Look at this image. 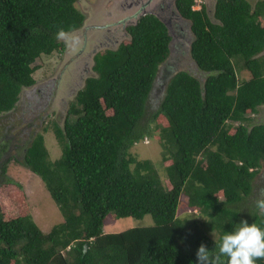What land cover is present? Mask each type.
I'll use <instances>...</instances> for the list:
<instances>
[{
	"label": "trees",
	"instance_id": "1",
	"mask_svg": "<svg viewBox=\"0 0 264 264\" xmlns=\"http://www.w3.org/2000/svg\"><path fill=\"white\" fill-rule=\"evenodd\" d=\"M76 2L0 0V117L16 119L22 90L36 84L38 61L64 51L58 31L68 35L83 26ZM195 4L176 1L191 24L189 54L202 79L171 69L147 116L171 36L156 15L145 14L116 50L94 56L93 75L70 103L63 127L52 122L60 157L50 159L47 128L14 146L11 160L39 177L63 221L43 233L23 192L2 193L21 186L0 181V264H197L202 243L214 249L242 220L264 228L257 208H231L252 194L264 168V123L251 118L264 108V0H216L214 20L204 5L193 10ZM154 136L168 163V188L150 161L129 152ZM7 155L2 146L1 177ZM182 196L204 221L178 217ZM147 215L153 226L103 233L107 216Z\"/></svg>",
	"mask_w": 264,
	"mask_h": 264
},
{
	"label": "rangeland",
	"instance_id": "2",
	"mask_svg": "<svg viewBox=\"0 0 264 264\" xmlns=\"http://www.w3.org/2000/svg\"><path fill=\"white\" fill-rule=\"evenodd\" d=\"M248 1L254 5L257 0ZM195 2L193 8L199 10V0H195ZM206 3L209 10L208 15L214 20L215 0H208ZM124 5H126V0H77L75 6L85 16V27L59 39L65 44L64 51L42 57L41 61H38V64H42L41 68L33 75L36 84L33 88L22 90L20 94L17 104L19 110L13 114L17 120L11 117L9 121L6 117H0V148L2 146L7 148L8 155L4 163L9 161L6 164V174L4 177L0 176V181L11 179L21 186L19 190L15 187L3 189L2 193L23 192L25 206L43 233L49 232L54 225L61 223L63 219L39 177L11 160L16 155L14 146H25L30 135L42 134L43 128H47L49 131L44 133L43 137L50 159L54 161L60 157V146L50 130L52 122L63 127L70 103L73 102L75 95L83 87L86 77L93 75L91 67L93 66L94 51L115 49L119 45H116L115 40L122 42L129 39V36L124 35L123 29L127 27V21L134 18L130 17L132 11H126L122 7ZM99 25L106 29L103 27L100 29ZM108 29L110 31H107ZM85 33L86 35H84ZM174 35L177 36V34ZM108 38L113 41V43L109 42L110 46L106 40ZM171 48L172 53L168 60L172 63L169 65L167 62L168 66L174 67L172 65H175V68L188 71L198 79H202L203 74L196 69L189 52H184L182 47L176 49L175 45H172ZM172 58L175 59L172 60ZM170 74H166V79ZM166 79L165 81L156 80L155 84L163 85ZM160 87L154 89L148 98L147 116L158 107V96L162 92ZM251 118H253V123H264V108H260L259 112ZM146 139V141L135 143L129 152L138 160L150 161L162 184L168 188L165 174V167L168 163L162 161L160 141L157 136ZM263 182L264 168L253 183L252 194L244 203L231 206L232 210L255 209L257 199L264 198L261 197V192H264ZM186 202L187 198L182 196L178 207V217L186 220L204 221L205 218L201 217L199 213H190L186 207ZM153 225L154 222L148 215L140 220L131 218L114 220L111 216H107L103 223V233H120L131 228ZM211 237L215 238L217 234L212 233Z\"/></svg>",
	"mask_w": 264,
	"mask_h": 264
},
{
	"label": "clouds",
	"instance_id": "3",
	"mask_svg": "<svg viewBox=\"0 0 264 264\" xmlns=\"http://www.w3.org/2000/svg\"><path fill=\"white\" fill-rule=\"evenodd\" d=\"M64 37L65 32L60 29L57 38ZM256 208L264 215V198L257 199ZM196 257L197 264H257L258 260L264 259V228L242 220L232 231L224 232L214 249L210 250L202 243Z\"/></svg>",
	"mask_w": 264,
	"mask_h": 264
},
{
	"label": "flooded vegetation",
	"instance_id": "4",
	"mask_svg": "<svg viewBox=\"0 0 264 264\" xmlns=\"http://www.w3.org/2000/svg\"><path fill=\"white\" fill-rule=\"evenodd\" d=\"M176 1L177 0H126V5H124L122 7L126 11H132L131 12L132 14L130 17H133L134 19L127 21L128 23L126 22L127 27H125L123 29L124 35L128 36L127 28L129 26L134 25L141 15L154 14L163 22L165 27H167L168 33L171 36V42L169 45L170 55L172 53V48H171L172 45H175L176 49H180L182 47L184 49V52L185 51L190 52V44L193 41V34L191 32V24L189 21L183 19L180 16L178 9H177V6H176ZM206 1H208V0H199V9L201 8L202 5H204V7L207 11V14H209V10L207 9ZM215 2H216V0H215ZM84 25H85V23L83 24V26L81 28L85 27ZM102 27L104 29H106L104 26H100L99 28L102 29ZM107 31H110V30L108 29ZM174 34H177V36H175ZM84 35H86V33ZM84 37L86 38V36H84ZM114 39H116V38L114 37ZM106 40L108 41V46H110L109 42L113 43V41H111L110 38H108ZM114 42L116 43V45L117 44H119V45L115 49H106V50H116L120 46V44L124 42V40L122 42L115 40ZM99 52H101V51L95 50L94 56ZM94 56H93V58H94ZM173 59H175V58H172V60ZM168 63L170 65L172 62L169 60ZM168 63L163 65V68H161L162 69L161 78L159 80L165 81L166 74H168V73L170 74L171 69L175 68V67L167 68V67H169ZM93 64H94V62H93ZM91 69H92V67H91ZM87 71H88V69L86 70V72ZM163 85L155 84L154 89H156L159 86H161L160 88H163ZM158 98H160V96H158Z\"/></svg>",
	"mask_w": 264,
	"mask_h": 264
},
{
	"label": "crops",
	"instance_id": "5",
	"mask_svg": "<svg viewBox=\"0 0 264 264\" xmlns=\"http://www.w3.org/2000/svg\"><path fill=\"white\" fill-rule=\"evenodd\" d=\"M193 8V7H192ZM193 10H195V8H193ZM159 80V79H158ZM156 82V81H155Z\"/></svg>",
	"mask_w": 264,
	"mask_h": 264
},
{
	"label": "water",
	"instance_id": "6",
	"mask_svg": "<svg viewBox=\"0 0 264 264\" xmlns=\"http://www.w3.org/2000/svg\"><path fill=\"white\" fill-rule=\"evenodd\" d=\"M145 15V14H144ZM164 87V86H163Z\"/></svg>",
	"mask_w": 264,
	"mask_h": 264
}]
</instances>
